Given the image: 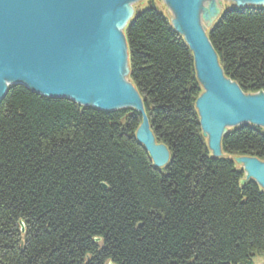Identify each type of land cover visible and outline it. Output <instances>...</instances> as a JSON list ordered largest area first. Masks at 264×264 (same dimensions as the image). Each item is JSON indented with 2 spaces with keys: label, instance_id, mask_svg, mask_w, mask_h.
I'll use <instances>...</instances> for the list:
<instances>
[{
  "label": "trees",
  "instance_id": "1",
  "mask_svg": "<svg viewBox=\"0 0 264 264\" xmlns=\"http://www.w3.org/2000/svg\"><path fill=\"white\" fill-rule=\"evenodd\" d=\"M123 31L127 79L168 163L155 167L136 139L135 108L11 86L0 100V264H254L264 189L232 157L264 161V128H231L222 155H210L182 36L152 1ZM207 34L224 76L244 94L264 92V6L231 5Z\"/></svg>",
  "mask_w": 264,
  "mask_h": 264
},
{
  "label": "water",
  "instance_id": "2",
  "mask_svg": "<svg viewBox=\"0 0 264 264\" xmlns=\"http://www.w3.org/2000/svg\"><path fill=\"white\" fill-rule=\"evenodd\" d=\"M134 1L0 0V100L19 84L42 96L70 99L101 111L135 108L142 114L135 137L153 165L164 167L168 148L156 142L140 96L127 79L123 30L134 14ZM165 1L176 19L170 23L191 52L204 89L195 101L201 134L217 153L212 156L219 157L221 139L229 129L246 123L264 128V92L244 94L224 76L205 26L200 24L203 0ZM232 1L237 7L264 6V0ZM214 7L210 1L207 22L215 17ZM234 160L242 164L246 178L264 189V161L249 156ZM20 230L24 231L22 222Z\"/></svg>",
  "mask_w": 264,
  "mask_h": 264
},
{
  "label": "rangeland",
  "instance_id": "3",
  "mask_svg": "<svg viewBox=\"0 0 264 264\" xmlns=\"http://www.w3.org/2000/svg\"><path fill=\"white\" fill-rule=\"evenodd\" d=\"M150 1H152L154 6L159 11H161L163 14H165L169 20H171L173 18V13H172L171 9L168 7L165 0H137V1H134L131 3L134 15L139 10H143L144 8L148 7L150 5ZM214 4H215V7H214V9H215L214 16L215 17H214L213 21H215V19L218 17V15L222 11H224L229 6L234 5V2L232 0H214ZM201 20L203 21V18ZM213 21L212 22H207V21L203 22V24L205 26L206 33L209 32V30L213 24ZM205 141H206V144L208 145L207 137H205ZM208 151H209L210 155H217V153H215L214 150L211 148H208ZM235 157H232V158L235 159ZM234 162H235L236 167L242 166V164L238 163L237 161L234 160ZM254 264H264V257L255 258Z\"/></svg>",
  "mask_w": 264,
  "mask_h": 264
},
{
  "label": "bare ground",
  "instance_id": "4",
  "mask_svg": "<svg viewBox=\"0 0 264 264\" xmlns=\"http://www.w3.org/2000/svg\"><path fill=\"white\" fill-rule=\"evenodd\" d=\"M214 2V0H203L201 3V10H200V24L204 26L203 22H206L208 19H210V11L208 10V4L209 2ZM130 13V7L128 6V15ZM203 18V21L201 20ZM173 21L176 23L175 17H173Z\"/></svg>",
  "mask_w": 264,
  "mask_h": 264
}]
</instances>
